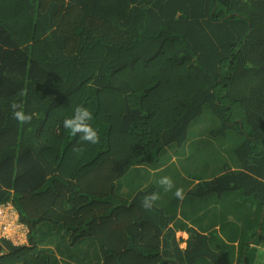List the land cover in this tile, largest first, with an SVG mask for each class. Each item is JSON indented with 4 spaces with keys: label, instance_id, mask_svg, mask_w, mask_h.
Returning <instances> with one entry per match:
<instances>
[{
    "label": "trees",
    "instance_id": "obj_1",
    "mask_svg": "<svg viewBox=\"0 0 264 264\" xmlns=\"http://www.w3.org/2000/svg\"><path fill=\"white\" fill-rule=\"evenodd\" d=\"M11 197L0 264H264V0H0Z\"/></svg>",
    "mask_w": 264,
    "mask_h": 264
},
{
    "label": "clouds",
    "instance_id": "obj_2",
    "mask_svg": "<svg viewBox=\"0 0 264 264\" xmlns=\"http://www.w3.org/2000/svg\"><path fill=\"white\" fill-rule=\"evenodd\" d=\"M20 106L16 103L12 104V109L14 113V117L20 121H30L32 119L31 114H26L23 111H17ZM91 112L87 107L77 106L74 110L73 115L70 118H67L63 121V125L66 129H68L72 134H81L80 139L84 141H90L91 143H96L98 141L97 132L93 129L89 121L91 120ZM160 184L167 186L168 189L172 188V180L168 176L161 177ZM175 195L177 197L183 198V190L176 189ZM157 194L152 193L150 197L146 196L145 201L152 200L155 201L157 199ZM12 197L4 201L0 204V238L4 237L9 241H12L13 245L23 246L28 243V233L29 229L27 225L20 221V215L18 209L15 207ZM150 205L145 203V207H149ZM9 217H14L17 219V224L26 229V232L23 233L21 237L11 239L8 237L7 233L4 232L3 226L5 225L7 219ZM18 229V228H17ZM18 231H21L18 229Z\"/></svg>",
    "mask_w": 264,
    "mask_h": 264
},
{
    "label": "rangeland",
    "instance_id": "obj_3",
    "mask_svg": "<svg viewBox=\"0 0 264 264\" xmlns=\"http://www.w3.org/2000/svg\"><path fill=\"white\" fill-rule=\"evenodd\" d=\"M168 150V149H167ZM165 151H163V153H164ZM166 153V152H165ZM197 153H202L203 154V151H202V149H200V150H197ZM188 157H186L185 159H187ZM173 161L176 159V156H173ZM197 159H198V157H197V154H196V158H194V160H193V162H191V161H188V162H186V161H184V162H186L184 165L185 166H182V167H180L179 165L177 166L176 164H175V170H178V171H180L181 170V172L184 170L185 171V173L184 174H188V173H193V172H195L197 169H196V162H197ZM198 171V173H202V174H206V173H209V172H204V171H202V168L199 170H197ZM183 174V173H182ZM19 230H21V231H18V233L15 231V233H16V236H15V238H18V237H21L22 235H23V233L24 232H26V229H23V228H18ZM180 235H184V233H179ZM184 246V245H183Z\"/></svg>",
    "mask_w": 264,
    "mask_h": 264
},
{
    "label": "built area",
    "instance_id": "obj_4",
    "mask_svg": "<svg viewBox=\"0 0 264 264\" xmlns=\"http://www.w3.org/2000/svg\"><path fill=\"white\" fill-rule=\"evenodd\" d=\"M20 226L17 224V219L14 217H9L3 226V230L7 233L8 237L11 239H15L16 233H18V229Z\"/></svg>",
    "mask_w": 264,
    "mask_h": 264
},
{
    "label": "crops",
    "instance_id": "obj_5",
    "mask_svg": "<svg viewBox=\"0 0 264 264\" xmlns=\"http://www.w3.org/2000/svg\"><path fill=\"white\" fill-rule=\"evenodd\" d=\"M179 235H180V234H179ZM180 236H183V237H185V238H186V237H187V234H185V233H184V235H180Z\"/></svg>",
    "mask_w": 264,
    "mask_h": 264
}]
</instances>
